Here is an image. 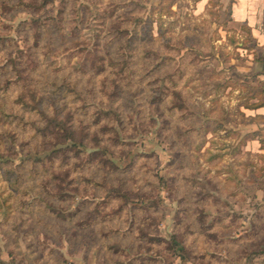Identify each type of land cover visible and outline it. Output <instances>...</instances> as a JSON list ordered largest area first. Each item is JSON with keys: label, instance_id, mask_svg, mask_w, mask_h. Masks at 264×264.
I'll list each match as a JSON object with an SVG mask.
<instances>
[{"label": "rangeland", "instance_id": "rangeland-1", "mask_svg": "<svg viewBox=\"0 0 264 264\" xmlns=\"http://www.w3.org/2000/svg\"><path fill=\"white\" fill-rule=\"evenodd\" d=\"M196 1L0 0V264H264V46Z\"/></svg>", "mask_w": 264, "mask_h": 264}, {"label": "crops", "instance_id": "crops-1", "mask_svg": "<svg viewBox=\"0 0 264 264\" xmlns=\"http://www.w3.org/2000/svg\"><path fill=\"white\" fill-rule=\"evenodd\" d=\"M211 0H197L196 7L203 4V8ZM230 21L246 27L251 39L258 47L264 46V0H228ZM258 119L264 121V107L252 110Z\"/></svg>", "mask_w": 264, "mask_h": 264}, {"label": "trees", "instance_id": "trees-1", "mask_svg": "<svg viewBox=\"0 0 264 264\" xmlns=\"http://www.w3.org/2000/svg\"><path fill=\"white\" fill-rule=\"evenodd\" d=\"M254 61H256V63H258V66H257V69H256V75L257 76L264 75V52L260 55V57L255 58ZM263 107H264V103L257 104V105H252V106L246 107V108L247 109H250V110H258V109L263 108ZM76 145H77V142L75 141L73 143L72 149H75L76 148ZM79 145H80V147H83L84 146L83 143H80ZM76 153L77 154H80V151L77 150Z\"/></svg>", "mask_w": 264, "mask_h": 264}]
</instances>
